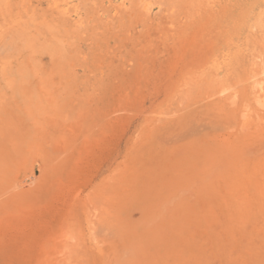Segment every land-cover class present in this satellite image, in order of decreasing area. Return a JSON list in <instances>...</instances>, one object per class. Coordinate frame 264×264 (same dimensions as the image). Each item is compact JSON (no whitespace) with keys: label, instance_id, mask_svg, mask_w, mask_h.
Returning a JSON list of instances; mask_svg holds the SVG:
<instances>
[{"label":"rangeland","instance_id":"1","mask_svg":"<svg viewBox=\"0 0 264 264\" xmlns=\"http://www.w3.org/2000/svg\"><path fill=\"white\" fill-rule=\"evenodd\" d=\"M0 264H264V0H0Z\"/></svg>","mask_w":264,"mask_h":264}]
</instances>
